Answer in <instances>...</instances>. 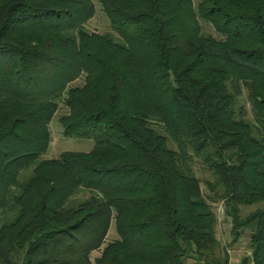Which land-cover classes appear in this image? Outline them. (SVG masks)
Returning a JSON list of instances; mask_svg holds the SVG:
<instances>
[{
    "label": "trees",
    "instance_id": "trees-1",
    "mask_svg": "<svg viewBox=\"0 0 264 264\" xmlns=\"http://www.w3.org/2000/svg\"><path fill=\"white\" fill-rule=\"evenodd\" d=\"M98 3L0 0V264H230L216 201L264 264V0Z\"/></svg>",
    "mask_w": 264,
    "mask_h": 264
},
{
    "label": "rangeland",
    "instance_id": "rangeland-1",
    "mask_svg": "<svg viewBox=\"0 0 264 264\" xmlns=\"http://www.w3.org/2000/svg\"><path fill=\"white\" fill-rule=\"evenodd\" d=\"M197 3V0H193ZM95 4V14L87 21L86 28L90 32L104 33L109 32V22L105 14L102 12L98 0H93ZM203 23V22H202ZM206 33H211L212 30L209 26H204ZM239 103L244 105L249 113L250 106L247 100L242 97ZM65 113V108H61L58 113H56L52 120L50 121L49 127L51 131V141L49 147L44 154L41 155L43 159L57 158L63 152L78 151L86 152L93 147V140L89 138H81L77 136H65L63 134V127L59 122V117ZM251 115V113H250ZM195 175L202 180V190L204 193L209 194V190L206 188L204 181L210 180L212 178L210 172L203 166L200 161H196L194 164ZM211 202V201H210ZM213 211L217 217L216 223V237L220 242V247L217 250V255L224 256L225 253L229 255L230 264H239L241 259L250 254V249L248 248L249 243V231L245 230L240 233V236L236 242H232L231 236V220L224 213V204L222 201L211 202ZM262 203H256L249 206H245L241 210V215H246L250 211L258 207H263ZM110 230L106 237V242L113 240L115 236L114 224L110 226ZM98 253L95 252L91 255V258L95 257ZM184 264H203L197 263L193 258L186 259Z\"/></svg>",
    "mask_w": 264,
    "mask_h": 264
}]
</instances>
